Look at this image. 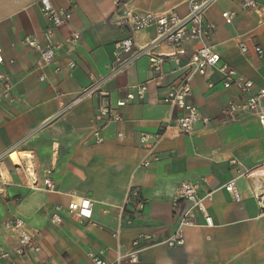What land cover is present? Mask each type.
Listing matches in <instances>:
<instances>
[{
    "label": "crops",
    "instance_id": "1",
    "mask_svg": "<svg viewBox=\"0 0 264 264\" xmlns=\"http://www.w3.org/2000/svg\"><path fill=\"white\" fill-rule=\"evenodd\" d=\"M188 1L52 0L57 7L69 8L71 2L76 6L69 24L57 31L63 72L48 69L46 79L40 80L35 71L36 54L23 43L26 35L41 34L46 28L40 0H0L4 56L0 74L13 83L14 96V101L0 106V157L7 163L12 151L29 152L28 160L37 174L42 176L44 170L52 169L56 184L55 191L31 189L22 185L24 176L16 173L18 179L14 175L15 184L0 195L4 249L12 253L18 242L7 234L3 222L21 217L28 227L40 230L41 252L37 261L12 253L0 264H96L97 255L112 262L141 234H156L158 239L172 235L178 224L173 207L177 188L185 181L200 180L205 181L204 189L216 190L208 205L214 226L187 228L184 245H153L141 250L138 263L121 264H264V170L257 168L264 163V128L255 116L221 121L223 106L240 97L239 89L225 88L224 75L216 68L193 77L190 101L202 117L213 121L206 127L200 124L194 135L168 134L157 146L161 161L141 167L144 149L139 145V134L157 133L177 116L163 97L170 87L181 83L186 71L182 65L197 45L187 41V54L178 56V62L171 45L154 42L155 29L136 30L138 50L169 55L162 70L152 69L149 56L143 53L128 69L107 77L114 43L129 34L112 23L119 6L138 12L174 10L184 16L189 11ZM225 11L235 13L232 24L222 17ZM207 19L214 25L212 43L223 61L256 87L263 86L264 56L259 57L253 46L259 44L264 49V24L256 13L243 10L236 1L220 0L207 11ZM73 30L81 33L76 47L65 43ZM246 33L253 37L248 42L249 53L244 55L238 37ZM145 82V98L123 107V120L106 123L104 142L94 143L91 120L99 107L106 102L115 104L128 89ZM91 88L88 95L77 99ZM231 158L241 163L242 170L251 171L237 180L241 202L222 188L237 176ZM131 186L140 190L146 206L141 217L126 223L121 219L129 215L123 208ZM79 197L95 202L96 225L80 222L68 212V203ZM56 205L63 206L59 225L51 222ZM185 209L181 204L178 214ZM116 230L120 231L119 239L113 236Z\"/></svg>",
    "mask_w": 264,
    "mask_h": 264
},
{
    "label": "built area",
    "instance_id": "2",
    "mask_svg": "<svg viewBox=\"0 0 264 264\" xmlns=\"http://www.w3.org/2000/svg\"><path fill=\"white\" fill-rule=\"evenodd\" d=\"M220 0H189V11L182 16L174 10L171 11H145L138 12L131 8L120 7L117 9L116 16L112 18V23L122 31L128 32V36L116 41L113 45L112 60L109 64V74L111 77L121 73L134 65L144 53L149 56L151 68L161 71L166 63L168 54H156L151 51H141L135 46L136 30L155 29L156 38L154 42L166 43L171 45L176 53L173 56H183L187 54L184 45L187 41L196 43L197 47L192 52L190 59L182 65L185 68L184 78L181 83L172 86L163 97V102L173 111H177V116L171 121L168 120L157 133L141 132L139 134V145L144 149L141 159V167H151L161 161L158 153V144L168 135H194L198 127L211 124L213 118L202 117L198 107L190 101L192 95L191 80L196 75L206 74L209 68L218 69L223 75V86L225 88L237 87L240 91L238 99L229 100L221 110V121L223 123L240 121L248 116H255L260 125L264 128V85L256 87L252 80L241 76L229 63L223 61L220 53L212 43L214 25L207 19V11ZM240 4L243 10L256 13L264 24V0H232ZM41 13L47 25L41 34H28L23 38L24 45L36 54L35 71L39 72V79L45 80L47 70L53 69L55 73H62L63 68L58 61V55L62 47L57 39L59 28L69 24L73 16V9L76 3L71 2L69 8L57 7L52 0H40ZM234 12L225 11L222 17L227 24H232ZM252 33L239 35L238 45L241 52L246 55L249 53L248 42L252 39ZM81 40V33L77 30L71 31L65 37V43L71 47H76ZM254 52L259 56H264V49L259 44H254ZM172 55V54H170ZM180 62V57L177 59ZM4 62L3 50L0 44V64ZM71 67L75 63L70 62ZM101 82V80H100ZM213 84H210L212 87ZM96 87L92 86V88ZM85 89L77 98H82L92 90ZM148 90V82L141 83L128 89L124 98L118 99L115 104L106 102L100 106L91 122L93 126L92 139L94 143L104 142L103 129L106 123L120 122L123 120L122 108L132 102L144 99ZM6 101H14L13 83L9 77L0 74V106ZM120 136L122 133L119 134ZM153 140V142L151 141ZM32 157V161H33ZM230 164L237 167V176L228 180L222 188L236 202L243 200L242 192L238 186V178L249 175L250 170H242L241 163L235 159H230ZM14 172L25 177L22 185L31 189H42L45 191H55L56 184L52 178V169L44 170L42 176L37 174L34 164L27 160L19 166L12 165ZM264 170V163L257 167ZM31 170L34 172L31 174ZM14 178L11 171L7 168L5 160L0 157V195L8 186L14 185ZM205 181H185L179 185L173 199V207L178 215L176 231L165 239H158L156 234H141L131 243L130 248L119 253L112 262H107L101 256L94 257L96 264H121L123 261L138 263L141 250L153 245H167L176 247L185 244V230L192 227H212L214 226L208 205L214 200L216 190L204 189ZM94 201L88 197L72 199L67 210L70 214L77 217L80 222H89L96 225L93 221ZM186 205V209L178 214V207ZM146 206V200L136 186H131L128 191L127 200L123 208L128 216L121 219L126 223H132L136 218L141 217ZM62 205H56L51 215V222L59 225L62 223ZM3 227L8 235L17 239V246L13 254L21 258H33L39 260L41 245L39 243L41 232L38 228H30L26 221L21 217L8 218L3 222ZM116 239L120 238V231L113 232ZM4 249L2 237L0 236V261L12 254Z\"/></svg>",
    "mask_w": 264,
    "mask_h": 264
},
{
    "label": "bare ground",
    "instance_id": "3",
    "mask_svg": "<svg viewBox=\"0 0 264 264\" xmlns=\"http://www.w3.org/2000/svg\"><path fill=\"white\" fill-rule=\"evenodd\" d=\"M30 156H31V153H29V152L12 151L9 154V161L12 165L19 166L20 164L23 163V161H27ZM31 174H32V172H31ZM33 176H34V174H33Z\"/></svg>",
    "mask_w": 264,
    "mask_h": 264
},
{
    "label": "rangeland",
    "instance_id": "4",
    "mask_svg": "<svg viewBox=\"0 0 264 264\" xmlns=\"http://www.w3.org/2000/svg\"><path fill=\"white\" fill-rule=\"evenodd\" d=\"M6 166H7V168H8L10 171L14 172V169H13L12 164H11L10 162H7V163H6ZM14 175H16L15 172L13 173V178H15ZM16 177L19 179V175H16ZM17 178L14 179V180L17 181Z\"/></svg>",
    "mask_w": 264,
    "mask_h": 264
}]
</instances>
